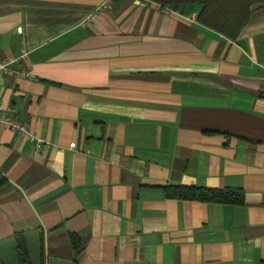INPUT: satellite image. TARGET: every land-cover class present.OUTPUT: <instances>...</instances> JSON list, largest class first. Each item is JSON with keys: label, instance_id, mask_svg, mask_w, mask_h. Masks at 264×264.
Masks as SVG:
<instances>
[{"label": "crops", "instance_id": "crops-1", "mask_svg": "<svg viewBox=\"0 0 264 264\" xmlns=\"http://www.w3.org/2000/svg\"><path fill=\"white\" fill-rule=\"evenodd\" d=\"M103 2L0 0V104L37 138L0 128V264L16 234L32 264H264V3L229 39L198 4Z\"/></svg>", "mask_w": 264, "mask_h": 264}, {"label": "trees", "instance_id": "trees-1", "mask_svg": "<svg viewBox=\"0 0 264 264\" xmlns=\"http://www.w3.org/2000/svg\"><path fill=\"white\" fill-rule=\"evenodd\" d=\"M163 6L177 8L187 4H198V21L229 39H234L249 17V8L252 4L264 0H149ZM5 184V179L0 177V187ZM170 196L179 199L197 200L215 203H243V194L239 189L204 188L194 185L173 186ZM15 254L18 264H32L27 251L25 237L15 235ZM42 249V241L39 243Z\"/></svg>", "mask_w": 264, "mask_h": 264}, {"label": "built area", "instance_id": "built-area-1", "mask_svg": "<svg viewBox=\"0 0 264 264\" xmlns=\"http://www.w3.org/2000/svg\"><path fill=\"white\" fill-rule=\"evenodd\" d=\"M110 0H104L103 6L109 3ZM139 5H147L150 3L149 0H136ZM165 10H170L169 7H162ZM17 58H5L0 60V74L4 72H10V65L16 61ZM19 77L31 78V74L26 71L14 72ZM0 128H5L12 131L18 136H24L30 139H36L33 134H31L23 122H21L15 115L10 107H5L0 104ZM39 141V140H38ZM40 142V141H39ZM73 147V144H71Z\"/></svg>", "mask_w": 264, "mask_h": 264}, {"label": "rangeland", "instance_id": "rangeland-1", "mask_svg": "<svg viewBox=\"0 0 264 264\" xmlns=\"http://www.w3.org/2000/svg\"><path fill=\"white\" fill-rule=\"evenodd\" d=\"M257 3H259V2H257ZM161 8L163 7V5H160V4H158ZM164 7H166V6H164Z\"/></svg>", "mask_w": 264, "mask_h": 264}]
</instances>
